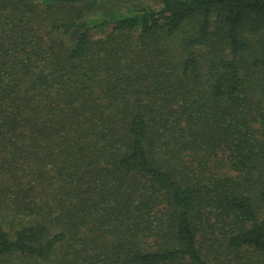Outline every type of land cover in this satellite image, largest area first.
Instances as JSON below:
<instances>
[{
  "label": "trees",
  "instance_id": "1",
  "mask_svg": "<svg viewBox=\"0 0 264 264\" xmlns=\"http://www.w3.org/2000/svg\"><path fill=\"white\" fill-rule=\"evenodd\" d=\"M0 264H264V0H0Z\"/></svg>",
  "mask_w": 264,
  "mask_h": 264
}]
</instances>
